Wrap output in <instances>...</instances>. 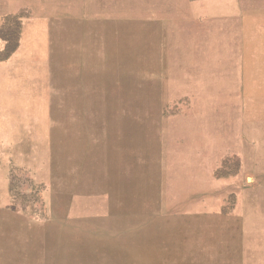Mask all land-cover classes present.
Segmentation results:
<instances>
[{
  "label": "rangeland",
  "instance_id": "374dc122",
  "mask_svg": "<svg viewBox=\"0 0 264 264\" xmlns=\"http://www.w3.org/2000/svg\"><path fill=\"white\" fill-rule=\"evenodd\" d=\"M179 1L0 0V264L264 248L236 222L264 199V35L238 49Z\"/></svg>",
  "mask_w": 264,
  "mask_h": 264
},
{
  "label": "crops",
  "instance_id": "0c3cea01",
  "mask_svg": "<svg viewBox=\"0 0 264 264\" xmlns=\"http://www.w3.org/2000/svg\"><path fill=\"white\" fill-rule=\"evenodd\" d=\"M180 1L190 22L199 27V33L206 32L202 27H205L207 22L210 24L209 32H215V29L222 28L223 21H229L232 40L238 49L239 44L244 48L252 34L264 35V0ZM236 222L238 225L242 222L247 226L243 234L264 243V199L248 201L246 212H243V217L238 216ZM150 238V244H145L139 239L133 241L134 244L86 240L78 264H172L160 257L171 258L173 251L167 248L166 253L160 256L159 237L151 235ZM91 241L94 244H91ZM239 246L238 239L236 264H264V248H247L240 251ZM256 246L258 247V244Z\"/></svg>",
  "mask_w": 264,
  "mask_h": 264
}]
</instances>
